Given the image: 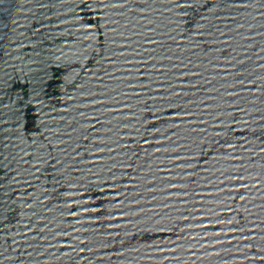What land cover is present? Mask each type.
I'll return each instance as SVG.
<instances>
[{"label": "water", "instance_id": "1", "mask_svg": "<svg viewBox=\"0 0 264 264\" xmlns=\"http://www.w3.org/2000/svg\"><path fill=\"white\" fill-rule=\"evenodd\" d=\"M0 264H264V0H0Z\"/></svg>", "mask_w": 264, "mask_h": 264}]
</instances>
